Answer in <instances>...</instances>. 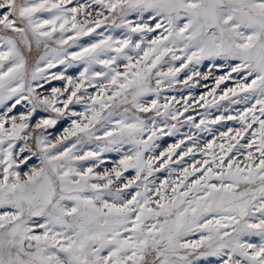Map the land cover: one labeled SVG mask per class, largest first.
<instances>
[{
	"label": "snow or ice",
	"instance_id": "snow-or-ice-1",
	"mask_svg": "<svg viewBox=\"0 0 264 264\" xmlns=\"http://www.w3.org/2000/svg\"><path fill=\"white\" fill-rule=\"evenodd\" d=\"M0 264H264V0H0Z\"/></svg>",
	"mask_w": 264,
	"mask_h": 264
},
{
	"label": "rangeland",
	"instance_id": "rangeland-1",
	"mask_svg": "<svg viewBox=\"0 0 264 264\" xmlns=\"http://www.w3.org/2000/svg\"><path fill=\"white\" fill-rule=\"evenodd\" d=\"M219 74V73H218ZM209 82H211V81H209ZM208 82V83H209ZM54 84H56V82H54ZM211 85H212V82L211 83H209V86L211 87ZM58 86V85H57ZM207 90H210V88L209 89H203V90H201V91H207ZM174 94V93H173ZM204 109L203 108H199V111H203ZM218 114V113H217ZM172 141L171 140H168V143L170 144Z\"/></svg>",
	"mask_w": 264,
	"mask_h": 264
},
{
	"label": "bare ground",
	"instance_id": "bare-ground-1",
	"mask_svg": "<svg viewBox=\"0 0 264 264\" xmlns=\"http://www.w3.org/2000/svg\"><path fill=\"white\" fill-rule=\"evenodd\" d=\"M209 83H211V82H209ZM209 83H208V84H209Z\"/></svg>",
	"mask_w": 264,
	"mask_h": 264
}]
</instances>
